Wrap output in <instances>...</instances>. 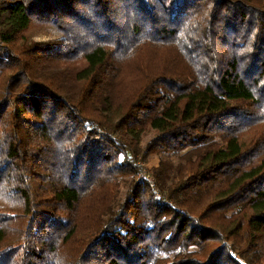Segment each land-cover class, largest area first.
Here are the masks:
<instances>
[{
  "label": "trees",
  "instance_id": "obj_1",
  "mask_svg": "<svg viewBox=\"0 0 264 264\" xmlns=\"http://www.w3.org/2000/svg\"><path fill=\"white\" fill-rule=\"evenodd\" d=\"M262 240L264 0H0V264H264Z\"/></svg>",
  "mask_w": 264,
  "mask_h": 264
},
{
  "label": "rangeland",
  "instance_id": "obj_2",
  "mask_svg": "<svg viewBox=\"0 0 264 264\" xmlns=\"http://www.w3.org/2000/svg\"><path fill=\"white\" fill-rule=\"evenodd\" d=\"M33 37L35 39H49L51 37H53L52 33L49 32H36L34 33ZM152 136V133H149L148 135H146L143 139H142V146H144V144L146 143V141ZM188 150H190V147H187L185 149H182L181 151H179L176 154H172V153H164V154H151L147 157V160L145 161H138L137 164L140 165L142 171L141 173L137 176L138 179L143 178H152L151 176V170L152 169H156V168H167L170 167V169H172L171 171V177L173 175V167L180 162L179 158L182 154H186L185 152H187ZM169 176V177H170ZM163 183L165 184L166 187H168L170 181L168 176H166L163 178ZM124 193V188L121 189L119 197H122ZM199 247L196 245H189L187 248V251H199ZM264 252V240H262L261 242H259L258 244H256V249L252 252H250L249 254V259L251 260H256L259 258L260 255H262V253ZM252 257V258H251Z\"/></svg>",
  "mask_w": 264,
  "mask_h": 264
}]
</instances>
